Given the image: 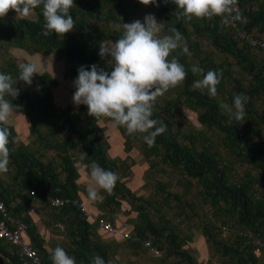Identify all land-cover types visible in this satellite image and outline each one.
I'll list each match as a JSON object with an SVG mask.
<instances>
[{
    "label": "trees",
    "instance_id": "16d2710c",
    "mask_svg": "<svg viewBox=\"0 0 264 264\" xmlns=\"http://www.w3.org/2000/svg\"><path fill=\"white\" fill-rule=\"evenodd\" d=\"M251 0H238L237 8L242 15V8ZM120 3V2H117ZM159 12L170 13L169 18L174 19L175 27L182 33L188 49L190 39L187 37L188 24L183 19L178 17L180 11L172 0H157ZM76 6L70 10V14L75 20L76 27L74 31L58 36L54 32L45 35V20L42 15V7L34 9L35 19L26 17H17L14 11H10L6 18H0V47H4L7 51L11 48L24 50L28 53L39 54L42 56H50L56 54L59 58L65 59L64 77L75 80L78 77V69L80 66H91L96 64L100 69L111 73L112 63H109L107 57L102 58L99 55L101 41H115L122 33L108 30V24L115 25L118 19H123L124 23H129L128 18L131 14V8L124 4L121 8L120 4L116 5L118 12H104L103 7L95 3L94 0H75ZM247 16V23L244 26L240 19V27L248 30V32L256 38L262 39L255 35L253 29L257 24L264 28V7L254 11L249 7L243 10ZM120 17V18H119ZM220 18V17H218ZM221 19V18H220ZM193 23L196 24V21ZM226 31L222 36H218L219 28L216 23L214 28L208 26V30L212 33L213 43L215 47L224 54L230 55L236 65L246 75L251 77L249 82L251 88L247 91L250 97L262 95L264 99V58H257L247 44L243 43L244 47H239L240 43L236 38L235 30L228 23ZM264 40V39H263ZM241 44V43H240ZM251 50V51H250ZM177 56L187 70V77L182 88L179 90L177 98L170 97L166 100L162 109L168 113H173L175 104L179 99L188 107L197 109L198 122L210 129H217L221 134L222 145L230 153L234 162L242 166L252 167L258 171L257 176H249L245 173L248 179L238 178L232 168V160L229 165L220 166L218 164L217 154L211 152L207 148L198 151L191 143H183L178 138L177 131H173L170 119L154 109L152 119L162 121L167 125L165 133L156 137L153 146L149 147L143 140L142 134L129 136L123 127L117 126L118 133L122 136L125 152H129L135 142L139 143V150L144 154L145 158L158 157L163 164L168 165L171 169L178 173L192 178L201 189L199 195L200 202L210 206L212 209L210 219H207L203 226V237L206 243L215 244L217 252H223L227 255L229 252L237 254V263L240 264H256L257 258L252 253L246 259L240 254V248H230L221 242L216 241V233L230 230L232 225L228 222H222L221 226L217 225L219 220L218 215L228 216L229 219L235 218L236 223L242 229V233L238 236L244 237L245 232H250L252 236H256L264 240V145H254L253 138L256 135L258 124L255 126H247L233 121L226 123L227 116L225 110L220 108V103L215 98L207 94H201L198 90L191 88L195 79L192 73V64L188 54H182V50H177L173 53ZM18 63L15 59L8 55L5 59L0 72L11 74L14 80L23 83V87L19 90V95L15 99L7 97L17 106L18 111L29 120L28 132L30 135L37 136L41 139L39 127H43L46 131L54 134L65 133L62 143L52 144L50 141H45L43 149L54 150L60 158L58 162L45 163L38 159L29 151L27 145L23 143H12L9 145L11 151V165L15 169L17 176V184L23 186L27 190V195H13V189L9 186H4L0 180V201H2L9 215L19 214L26 211L27 203L38 201L42 204V208H48L53 211L52 222L61 221L66 224L67 239L60 243L66 252L76 259L77 264H91V258L99 255L109 264V254H113L111 245L104 242L97 233V226L91 223L86 218L80 203V188L77 178L79 177L78 167L75 160L68 153V149H77L78 153L83 156L82 162L87 173H90V165L93 161L97 162L101 167L110 170L117 175V171L125 173L124 163L119 159H112L107 156L109 144L103 139V127H100L97 122L101 119H94L88 114L86 105H81L76 114H72L70 108H59L53 102L52 89L57 85V80L48 72H42L43 75L37 74L33 78L31 85H27L23 81H19ZM216 71L223 72V78L228 75V71L222 66H213ZM90 70V67H89ZM215 71L214 69H212ZM238 94H244L246 90L235 87ZM255 113L251 107H245V114L248 119H251L250 114ZM256 118L264 124V111L256 112ZM86 116L85 125L81 128H76V123L81 116ZM250 115V116H249ZM111 121L108 118H103ZM255 121V120H254ZM159 126V125H157ZM12 139L15 141L16 133L12 126ZM76 135L77 139L73 136ZM192 135H187L191 138ZM193 139V137H192ZM192 141V140H191ZM150 164L153 165L152 159ZM90 176V175H89ZM187 191V190H186ZM32 192V195H31ZM188 192V191H187ZM71 198L77 200L75 205L65 204L58 208H53L47 202L49 197L56 196ZM100 195L103 197L102 202L93 201L96 208H115L120 206L122 200L128 201L132 193L125 182H118L111 194L100 189ZM170 195V194H168ZM179 199V196L175 194ZM16 198L20 201L11 208V202ZM181 199V197H180ZM169 197H165L167 203ZM184 201L183 212L192 210L196 201ZM222 204V205H221ZM137 211L136 220H129L131 233L138 236L142 240H150L148 234L154 236L155 241H151L152 245L158 250H165V256H176L182 260L180 264H196L195 259L182 246L185 242L191 240V237L186 235L179 237L173 232L172 227L165 225L156 226L150 218L149 212L145 208H139ZM14 216V215H13ZM190 218V216L188 215ZM56 218V219H55ZM112 224H115L113 217L107 219ZM25 222L28 224L27 232L30 242L37 251L43 264H52L51 258L45 252L43 242L36 231V226L29 215L26 216ZM57 225H54L56 227ZM165 232V233H164ZM104 235L103 233H101ZM165 239L162 241L161 239ZM239 238V237H238ZM246 238V237H244ZM239 238V241H242ZM129 245L132 249H143L139 243L131 240L122 241ZM12 246L0 240V264H22L19 261L16 249L9 252L7 249ZM232 260V258H231Z\"/></svg>",
    "mask_w": 264,
    "mask_h": 264
},
{
    "label": "rangeland",
    "instance_id": "374dc122",
    "mask_svg": "<svg viewBox=\"0 0 264 264\" xmlns=\"http://www.w3.org/2000/svg\"><path fill=\"white\" fill-rule=\"evenodd\" d=\"M94 1L99 4V6L103 7L105 13L110 10H113L115 13L118 12L116 9L117 4H120L121 8L124 4L129 6L131 8V13H128L131 14L128 18L129 23L136 20L144 22L146 15H155L157 22L162 23L161 35L169 34V27L175 26L174 19L169 18L170 13L161 14L159 8L157 10L155 5L145 6L141 4L139 0ZM248 7L253 10L254 13V11H258L259 8L264 7V0H251L250 3L243 6L240 22L244 26L247 23V16L243 10ZM26 18L35 19L34 10L31 15ZM194 21H196V24L193 23ZM123 23V19H118L115 25L109 23L106 28H108V30L122 33ZM216 23L219 25V28L223 27L221 31L217 32L218 36H222L224 31L227 32V30L226 26L222 24L221 19L218 17H213L211 20H199L194 18L187 22V37L191 42L188 52L190 63L192 66L196 65L204 70L203 73L194 74L195 79L191 88L198 90L201 94L208 95L207 90L195 88L194 83L202 79L203 75L209 70H215V68L212 67L213 64L214 66H222L228 71V75H226L225 79H222L221 83L218 85V94L215 99L218 102L227 103L231 106L233 104L234 96L238 94L235 87H239L242 90H246L244 95L249 98L245 107H251L255 113H262L264 111V99L262 95H255L254 97H249L247 95V91L251 88L249 84L251 77L246 75L245 71L241 70L236 65L235 60L230 55L221 53L215 47L212 33L207 30L208 26L214 28ZM261 24L262 23L257 24L251 32L264 39V28ZM237 44L239 47H244L240 43ZM251 52L252 54L254 53L257 58H264V54L258 49H253ZM8 55L13 57L18 64L30 61L39 63L41 71L50 73L58 82L52 89L53 102L55 105L59 108H70L72 114L78 112L81 105H76L73 101V95L76 91L74 80L64 77V58H59L56 54H51L50 56L32 54L14 48L7 51L4 47H0V69L5 62V59H8ZM107 59L109 63H112L110 56H107ZM183 84L184 82L180 86L170 89L163 96L159 97L154 109L161 111L162 114L170 119L172 128L174 129L173 131L179 133L178 138L183 143H191V145L197 148L198 151L207 148L211 152H215L220 166L226 164L229 165L231 162L230 160H232V168L234 169V173H237L236 179L241 178L245 181V179H248L245 173H248L249 176H257L258 171L254 168L242 166L241 164L234 162L230 153L223 147L221 134L217 129L207 128L198 122L197 109L188 108L182 102V99H179L178 103L175 104L173 113L170 114L162 109L168 98H177L179 90L182 88ZM22 87L23 83L17 81L16 88L20 90ZM255 113L250 114L252 116L251 119H248V116L245 114L243 120L238 121L232 113L225 111L227 116L226 123L238 121L243 125L251 127L258 124L259 127L253 138V142L254 145H264V124L256 118ZM86 119V116L82 115L76 123V128L83 127ZM97 124L100 127H103V139L108 142L110 147L107 151V156L112 159L124 161L120 166H123L125 173L117 171V176L119 177V180L125 182L130 189L132 196L129 200H122L120 206L115 208H96L93 200L89 198L87 192L89 184L94 182L91 181L89 174L85 170L81 155L78 153L77 149L74 150L72 148L68 149V153L73 157L75 164L78 167L79 177L77 178V182L81 189L80 208L88 221L97 226L96 230L100 239L109 243L113 249V254H109V264H180L182 261V258L180 259V257L165 256V250L159 249V253L154 254L148 249H132L122 241H117L110 237L109 239H106L108 238L105 236L106 234L102 235L98 230L99 221L104 219L107 220L108 218L110 219V217H113L114 222L130 224L129 220H136V210H139V208L141 209L142 207L145 208L146 212H149L150 218L154 221L157 227L160 225L172 227L173 232L179 237H184L186 235L191 237V240L185 242L182 247L195 259L196 264H240L237 263V254L229 252L227 255H224L223 252L218 253L215 244L206 243L202 233L204 232L203 224L207 219L212 221V209L210 206L204 204L203 201L200 202L199 195L201 189L192 178L186 177L185 175L178 173V171L171 169L168 165L163 164L158 157L152 156L146 159L144 154L139 150L140 145L137 142L133 144L132 149L129 152H125L122 136L118 133L113 121H108L102 118ZM10 126H12L14 133H16V145L19 143L27 145L29 151L34 155H37L38 159L43 160L45 163H55L60 161V158H58L54 150H45L43 147L45 141H50L52 144L62 143L65 133L52 134L40 125L38 127L39 132L41 133V139H38L37 136L30 135L28 132L29 120L19 111L14 113L12 124ZM187 135H192L193 139L192 137L190 139L187 138ZM73 138L77 139V136L74 135ZM151 159L153 165L150 164ZM0 180L4 186H9L11 191L13 189L12 192L14 196L18 194L27 195V190H24L23 186L16 183L17 176L15 174V169L11 164H9V171L7 173L0 174ZM175 194L179 196V199L175 197ZM165 197H169L167 203L164 201ZM186 199H188L187 201H196L198 203L197 205L195 204L192 210L189 209L187 212H183L182 207H184V201ZM19 201L20 199L16 198L11 202L10 207L13 208ZM95 201H103V197L100 195V189H98V199ZM25 205L27 208L26 211H30L32 214L35 212V214L38 215L39 220L45 225V230L53 232V240H56L54 243L59 244L60 242L66 241V224L59 220L57 222H52L51 218L54 215L52 210L45 207L42 208V204L37 206L35 205V202L27 203ZM91 207L93 210L89 211L88 208ZM12 217L17 218L16 214H12ZM55 217L57 218V216ZM218 217L219 220L217 221V225L221 226L222 222H228L232 225V228L230 230L216 233V241H219L221 244L232 249L239 247L241 250L240 254L243 258L246 259L249 257L250 253H252L251 242L248 238L238 236L242 233V229L239 224L236 223V219H229L228 216H223V214L220 216L218 215ZM54 225L57 226L54 227ZM45 230L43 234L46 236ZM56 236L58 237L57 239H55ZM238 237L243 238L241 239L242 241H239ZM147 238L151 239L152 242L155 241L154 236L151 234H148ZM161 240L165 241L163 238ZM13 249L9 247L7 250L11 252ZM256 264H264V256L257 258Z\"/></svg>",
    "mask_w": 264,
    "mask_h": 264
},
{
    "label": "clouds",
    "instance_id": "9594fccd",
    "mask_svg": "<svg viewBox=\"0 0 264 264\" xmlns=\"http://www.w3.org/2000/svg\"><path fill=\"white\" fill-rule=\"evenodd\" d=\"M139 2L145 6H159L157 0ZM172 2L180 10L178 17L185 22L194 18L211 20L213 17H220L222 24L227 25L231 19L241 18L237 8L238 0ZM75 6V0H0V18H6L10 11H14L17 17H28L34 9L42 7L46 30L44 34L54 32L58 36H64L76 27L70 14ZM161 32L162 23H158L153 14L146 15L144 22L136 20L123 23L122 35L117 40L100 42L99 55L102 58L111 57V73L100 69L96 64L80 66L78 77L74 80L76 91L73 101L76 105H86L88 114L94 119H110L115 125L123 127L129 136L142 134L149 147L154 145L157 136L167 130V125L162 121L152 119L157 99L170 89L180 86L188 75L185 66L173 55L177 50H182V54L189 52L181 32L175 26L169 27V34L161 35ZM17 67L19 81L27 85L32 84L37 74L43 75L37 62L20 63ZM191 71L193 74L204 72L196 65L192 66ZM222 78V70H209L202 79L194 83V87L207 90L208 95L215 98ZM16 84L11 74L0 72V174L9 171L12 151L9 145L15 143L10 125L18 108L7 97H18ZM248 99L244 94H237L231 106L223 102L219 106L232 113L239 121L244 118ZM89 175L94 183L89 184L87 192L93 201L98 199V189L111 194L119 179L114 172L104 169L95 161L90 165ZM51 260L52 264H77L76 259L60 246L52 250ZM91 264H105V261L95 255L91 258Z\"/></svg>",
    "mask_w": 264,
    "mask_h": 264
},
{
    "label": "built area",
    "instance_id": "2783aa9c",
    "mask_svg": "<svg viewBox=\"0 0 264 264\" xmlns=\"http://www.w3.org/2000/svg\"><path fill=\"white\" fill-rule=\"evenodd\" d=\"M233 16H235V13H233ZM229 24L231 28L235 30L236 38L241 44L245 43L251 49H258L264 54L263 39L256 38L253 34L251 35L248 30L240 27V24L236 19H231ZM47 202L51 207L58 208L70 203L75 205L77 200L57 195L56 197H49ZM35 205L40 206L41 204L36 201ZM28 214L29 211H23L17 218H14L9 215L5 204L0 201V240L16 249L18 259L22 264H43L37 251L30 242L28 233H26L28 224L25 222V218ZM98 228L101 233L106 234L108 237H112L118 241L131 240L139 243L142 248L149 249L150 252L154 254L159 253L150 241L142 240L138 236L133 235L131 233V227L126 223L116 222L115 224H112L104 219L99 221ZM244 237L250 240L253 254L256 257H261V255L264 256V240L252 236L250 232H245Z\"/></svg>",
    "mask_w": 264,
    "mask_h": 264
},
{
    "label": "crops",
    "instance_id": "0c3cea01",
    "mask_svg": "<svg viewBox=\"0 0 264 264\" xmlns=\"http://www.w3.org/2000/svg\"><path fill=\"white\" fill-rule=\"evenodd\" d=\"M88 210L92 211L93 208L92 207L88 208ZM29 216H30V218L32 219L33 223L36 226V231H37V233H39V236H40V238H41V240L43 242V246H44L45 252L49 255L48 257L51 258L52 250L55 249V247L60 246L61 242L59 244L54 243V241L56 242V240H53V238H54L53 232H51L50 230H45L44 229L45 225L39 220V217H38L37 214H35V212L33 214H32V212H30ZM44 230L46 232V236L43 234ZM57 238L58 237L56 236L55 239H57ZM110 238H112V237H110ZM106 239H109V237L106 238ZM115 240H117V239H115Z\"/></svg>",
    "mask_w": 264,
    "mask_h": 264
}]
</instances>
